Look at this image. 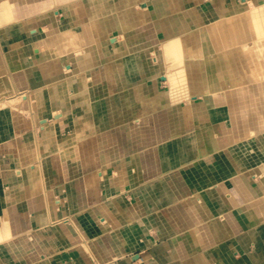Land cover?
I'll list each match as a JSON object with an SVG mask.
<instances>
[{"label":"bare ground","instance_id":"obj_1","mask_svg":"<svg viewBox=\"0 0 264 264\" xmlns=\"http://www.w3.org/2000/svg\"><path fill=\"white\" fill-rule=\"evenodd\" d=\"M91 1L78 0L79 3L73 2V6H77L80 14L85 16L86 13L109 12L115 8L121 20L122 39L118 47L123 51L126 44L128 48L121 54V67L109 74L110 70L104 69V77H113L122 88L128 75L153 77L152 82L139 88V92H133L136 102L126 103L125 107L127 111L135 110V115L148 112L154 128H147L150 133L133 129L131 136L106 134L107 143L120 144L118 150L111 149L109 157L105 156L107 163L119 170L115 173L116 182L106 180L104 174L97 170L91 172L85 186L102 196L117 184L118 192L109 196L105 193L107 197L100 198L103 210L111 214L108 207L116 203L118 211L130 214L134 209L121 204V185L126 175L136 180L141 178L142 172V178L155 177L160 186L156 182L159 186L156 196L151 198V202L146 201L156 211L167 213L170 222L179 230L173 232L166 223L162 225V216H157L162 221H159L163 227L162 239L172 238L169 242H172L177 255L176 259L164 264H231V261L223 260L222 255L229 245L224 241L227 223L222 222L218 226L216 216L224 217L226 221L233 218L235 227L246 230V234L240 237L242 241H237L242 251H246L248 245L260 250L240 264L264 262V229L256 227L250 230L264 219V204L256 202L242 206L237 205L235 199L236 191L245 184L244 173L264 169L252 161L257 146L261 147L264 155V0H114V4L106 0L104 8L95 4L97 0ZM157 17L161 18L153 20ZM147 24L155 33L154 46L146 52L137 51L141 40L139 35L146 30ZM72 36L92 38L86 29L75 30ZM109 42L110 45L104 46L106 57L112 52L110 47L114 39ZM199 43L204 44L208 51L202 49V53L198 49ZM79 56L80 60H85L86 49L80 50ZM64 71L69 72L66 67ZM161 81L164 87L160 90ZM150 91L158 93L150 94ZM219 96H222L224 106H221ZM249 106L254 114L247 109ZM12 107H17L13 101L6 98L0 101V109ZM175 116L186 122L185 129L175 130ZM217 116L228 120V128L216 120ZM137 117L131 122L133 125L146 124L145 117ZM221 138L228 140V147L219 143ZM222 152L226 156L228 153V160ZM248 160L250 167L244 165ZM102 169L104 172L105 168ZM40 170L43 175L42 165ZM218 182H221L220 187L215 192ZM259 186L262 189V183ZM59 191L60 199L56 203L64 209L66 202L69 205V198L67 201L64 191ZM262 192L264 195V189ZM216 195L225 198L224 201H219ZM79 202V198L73 197V204ZM105 213L95 216V220L101 224L106 220L107 223ZM61 221L74 226L73 219L64 217V214L53 222ZM188 224L193 227H188ZM126 226L127 231L136 227L135 224ZM220 240L224 241L223 245H217ZM164 243L167 242L163 240L161 246ZM161 246L157 250L162 255L165 249ZM134 263L151 264L142 258Z\"/></svg>","mask_w":264,"mask_h":264},{"label":"crops","instance_id":"obj_2","mask_svg":"<svg viewBox=\"0 0 264 264\" xmlns=\"http://www.w3.org/2000/svg\"><path fill=\"white\" fill-rule=\"evenodd\" d=\"M108 1L115 3L114 0ZM73 2L79 3L78 0H0V101L6 98L17 105L0 109V264H116V258L137 246L151 249L150 257L143 259L146 263H167L177 258L173 244L169 242L172 238L163 239L167 243L154 248V241L139 232V244L134 247L136 243L128 241L129 246L134 247L129 250L120 245L118 238L116 240L113 236L115 239H111L107 234L119 230L114 217L119 218L124 213L117 210L119 205L116 203L108 207L111 214L105 213L100 198L118 192L117 184L110 191L104 190L102 196L85 186L91 172L98 170L106 180L115 183L114 176L119 170L105 159L110 151L99 152L96 163L89 151L91 141L80 145L79 136L96 130L94 138L102 149L106 134L131 136L133 129L150 133L154 124L149 113L135 115V110L127 111L125 104L135 103L133 92H139L141 86L153 81V77L128 75L123 88L113 77L105 78L103 70H110H107L109 74L119 69L121 54L128 51L126 44L123 51L118 47L122 39L120 15L115 8L108 9L109 12L81 15ZM105 2L97 0L95 4L104 8ZM80 29H86L92 38H73V31ZM145 29L139 35L141 40L137 51L146 52L154 46L152 26L147 24ZM111 39H114L110 47L112 52L106 57L104 46L110 45ZM82 49H86L85 60H80ZM65 67L69 72L64 71ZM159 85L161 90L162 81ZM166 105L162 108L168 109ZM137 116L145 117L146 124L133 125L131 122ZM184 116L187 115L184 113ZM104 117L108 122L103 121ZM184 123L175 117V130L185 129ZM119 148L120 144L111 147L112 151ZM256 149L258 159L255 157L252 161L264 167L261 147ZM53 153L58 155L50 157ZM74 161L79 167H72ZM246 164L251 166L249 160L245 161ZM40 165L44 168L43 175ZM210 167L214 166L210 164ZM102 168H105L104 172ZM77 175L79 179L72 181ZM244 177L245 184L236 191V197L238 194L241 197L263 195L264 180L259 181L262 189L259 182L249 189L252 181L249 172L244 173ZM60 189L67 201L69 198V205L66 202L64 209L56 203L60 199ZM216 196L221 202L225 199ZM73 197L79 198L80 202L73 204ZM242 200L237 199L236 204L244 206L246 202ZM147 201L151 202V198ZM101 213H105L107 223L106 220L103 224L95 220L94 217ZM63 214L73 219L74 226L68 221L53 222ZM188 227L193 225L188 224ZM159 228L161 235L163 227ZM133 233L136 234L135 230ZM160 246L165 249L162 255L157 250ZM226 249L222 255L223 260L228 261ZM171 251L174 254H170ZM259 252L257 249L256 253ZM129 257L130 260L117 264H135L141 258L139 254Z\"/></svg>","mask_w":264,"mask_h":264},{"label":"rangeland","instance_id":"obj_3","mask_svg":"<svg viewBox=\"0 0 264 264\" xmlns=\"http://www.w3.org/2000/svg\"><path fill=\"white\" fill-rule=\"evenodd\" d=\"M263 7H264V4H263ZM198 49L200 51L202 49H205L206 51H208V49L205 47V45L204 44H201V43H199ZM202 53H203V50H202ZM146 54H149V53H146ZM141 56H143V55H141ZM162 87H164V82H162ZM111 89H112V86H111ZM106 97H103V99H105ZM218 98L222 102V105L221 106H224L223 105L224 100H222V96H219ZM247 109H249V111L251 112V114H254V110H251L252 109L251 106H249ZM245 112L246 111H244L243 113H245ZM243 113H242V115H244ZM175 117H177V116H175ZM104 120L106 121L107 119L104 117L103 118V121ZM216 120L218 122H220V124H222V126H224V127H227L228 128V125H230V123H228V120H224V119L222 120L219 116L216 117ZM107 122H108V120H107ZM106 131L107 130H105L104 132H106ZM95 132H96V130H93L92 129L89 132L84 133L82 136H79L80 138H79L78 143H80V145H81V144L85 143L86 141H91L92 146L90 147L89 151L93 155V159H95V161L97 163V158L99 157V154L98 153L99 152H102V151L108 153L109 151H111V147H113L114 145L111 144V143H110V145L107 144L106 143L107 142V139H105V143L102 146V149L99 148V146H98V144L96 142V138H94V136L96 134ZM184 135L186 137V134H184ZM247 139H249V138H247ZM247 139H245V141H247ZM219 143L222 144V145H226L228 147V140L225 139V138H221L219 140ZM257 150L258 149H256V151H254V155L258 159V156H257L258 151ZM55 154L54 153L51 154L52 156H50V157H53V155H55ZM226 154H227V156L222 152V156H224V158H227V160H228V153H226ZM57 155H55V156H57ZM262 156L263 155L260 154V157H262ZM74 163L75 164L72 165V167H79L76 164L75 161H74ZM256 173H260V174L257 175ZM76 174H78V173H76ZM249 174H250V176L252 178V181L250 182L249 189H252V186H254L255 184H258V182L262 178H264L263 177L264 172L261 171V170H257L256 169L252 173L249 172ZM141 175L143 176V172L141 173ZM112 176H113V174H112ZM142 176H141V178L139 180H136L135 178H131V177L127 176V175H126V178H124L126 181L124 179H121L122 181L124 180L123 181L124 183L122 182L123 183L122 184L123 186L121 185V191H120L121 192V196H122L121 197V204H122V206H126V207L128 206V207H130L132 210L134 209V211L132 213H130V214H123L119 218H118V216H115L114 219H115L116 223L119 224V230H116V233L115 234L112 233L111 231H109V233H107L108 235H110V238L111 239L115 237L116 240H117V238H118V241L120 242V245L121 246H123V245L124 246H127V248L130 245V243H128V241L130 242V240H131V242L137 243V245L139 244V241H140L139 239L141 238V237H139L140 236V233H141V235L144 233L147 236L145 238L148 239V240H151V242L154 241L153 244H152V246L154 248L156 247V245H159L163 241L162 236L160 235V228H159V226H160L159 225V221L160 220L158 218L159 216L160 217L162 216V218L164 220V223H166V225H168L169 229H171L173 232H179V230L174 226V224L172 222H170L171 219L167 216V214L164 211H161V210H159V211L157 210L156 211L155 207L154 206H150V204H148L147 201H146L147 199H150V198H153V197L156 196V193L158 191V188L160 186V183L157 181V179L155 177H153V178H148V177L142 178ZM114 177H116V176H114ZM72 179H73L72 181L76 182V180L79 179V175H77L76 177L74 176V178H72ZM156 182L159 183V186L157 185ZM220 183L221 182H218L215 187L216 188L217 187H220L219 186ZM154 185H156V186H154ZM227 188H228V181H227ZM250 193H254V192H250ZM255 194L256 193L251 194V195H255ZM236 199H243L244 201L243 200L242 201H243V203L246 202L245 203V204H247L246 206L254 205L256 202H258L259 205L264 204V195H261L260 197H253V196H250V194H249V196H247V195L244 196L243 195V197H241L238 194V196L236 197ZM143 200H144L145 203L143 202ZM109 213H111V210H109ZM220 217L221 216L214 217L215 220H216V222H218V224H220L222 222H227V223L229 222L227 224L228 225V230H226L227 232H226V235H225L227 240L224 238L225 236L223 237L225 239L224 241H227L228 244H229L227 246L228 248L226 249V252L229 253L228 254V261H231V264L232 263H234V264H240V261H241V263H244L242 261L244 259L246 260V257L247 258L250 257L251 254L254 255L256 253V251H257V248H255L254 245H248V247L246 248V251H242V249H240L241 247L239 246L238 242L240 243L242 241L240 237L242 235H245L246 234V232H245L246 230H241L240 228L235 227L234 226L235 225V222H234V219L233 218H228L227 219L228 221H226V218H224V217L220 218ZM132 224H135L136 225V227L133 228L135 230V232H136L135 235L133 233V229L132 228H131L132 230L130 231V234L127 233V230L125 228V227H127L126 225H132ZM151 224H152V227L149 226ZM154 224H156V225H154ZM230 225H233L234 227H229ZM256 227L257 228L258 227H261V228L264 229V219L262 221H259L255 225V227L254 228H251L250 230H255ZM224 241H221V242L218 241L217 242V245H223L224 244L223 243ZM232 242H233V245H232ZM153 247H151V248H153ZM150 250L149 249H146V248L141 249V248H139V246H137L136 248H134L130 252L124 253L120 258H116L115 259V263L117 264V263H119V262H121V261H123L125 259H128V257L130 255H136V254H139L142 259L148 258V256L150 257ZM228 251H230V252H228ZM243 255H245V258H243ZM149 260H151V258ZM259 264H264V262L259 263Z\"/></svg>","mask_w":264,"mask_h":264},{"label":"water","instance_id":"obj_4","mask_svg":"<svg viewBox=\"0 0 264 264\" xmlns=\"http://www.w3.org/2000/svg\"><path fill=\"white\" fill-rule=\"evenodd\" d=\"M134 259V258H133Z\"/></svg>","mask_w":264,"mask_h":264}]
</instances>
